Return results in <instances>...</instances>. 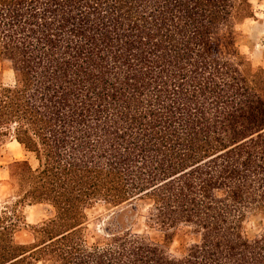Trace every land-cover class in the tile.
<instances>
[{
    "label": "trees",
    "instance_id": "16d2710c",
    "mask_svg": "<svg viewBox=\"0 0 264 264\" xmlns=\"http://www.w3.org/2000/svg\"><path fill=\"white\" fill-rule=\"evenodd\" d=\"M248 20L253 0H0L14 74L0 75V144L27 156L9 166L0 264H264V68L242 52ZM136 200L163 244L87 234L96 205ZM28 206L53 214L18 245ZM183 229L197 241L173 256Z\"/></svg>",
    "mask_w": 264,
    "mask_h": 264
},
{
    "label": "rangeland",
    "instance_id": "374dc122",
    "mask_svg": "<svg viewBox=\"0 0 264 264\" xmlns=\"http://www.w3.org/2000/svg\"><path fill=\"white\" fill-rule=\"evenodd\" d=\"M256 13V20H248L239 30L244 32L252 42V48L249 46L242 47V52L246 54L255 69L264 68V4H259L257 0H253ZM5 84L14 82V74L10 69L3 68L0 63V75ZM26 154L20 145L9 139L0 144V214L6 211L15 202L14 192L9 182L8 171L9 166L15 162L24 161ZM34 166L36 164L33 162ZM48 207L34 206L26 207L24 210L25 224L15 234V242L18 245H33L35 241L33 228L40 226L44 221L48 220L53 212H48ZM150 204L141 200L119 206L111 207L103 203L96 205L88 211L87 234L93 236L96 234L103 235L107 233V228L115 231L117 229L129 228L134 233L148 236L153 242L163 244L164 234L152 227L148 223ZM117 220L123 223L118 228ZM197 241L193 237L191 230H180L171 246L170 254L173 256H181L185 254L188 248Z\"/></svg>",
    "mask_w": 264,
    "mask_h": 264
}]
</instances>
